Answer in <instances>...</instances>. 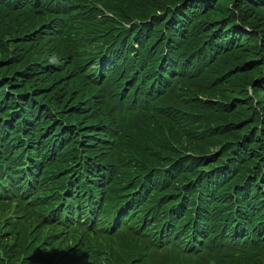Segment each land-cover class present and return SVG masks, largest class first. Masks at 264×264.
Wrapping results in <instances>:
<instances>
[{
  "label": "trees",
  "instance_id": "1",
  "mask_svg": "<svg viewBox=\"0 0 264 264\" xmlns=\"http://www.w3.org/2000/svg\"><path fill=\"white\" fill-rule=\"evenodd\" d=\"M11 204L0 264H264V0H0Z\"/></svg>",
  "mask_w": 264,
  "mask_h": 264
},
{
  "label": "rangeland",
  "instance_id": "2",
  "mask_svg": "<svg viewBox=\"0 0 264 264\" xmlns=\"http://www.w3.org/2000/svg\"><path fill=\"white\" fill-rule=\"evenodd\" d=\"M192 155V154H187ZM26 219V216L20 212L17 204H11L8 206L0 205V221L7 223V226L19 227L21 223ZM32 226L34 225L35 219H31ZM260 264V263H256Z\"/></svg>",
  "mask_w": 264,
  "mask_h": 264
}]
</instances>
